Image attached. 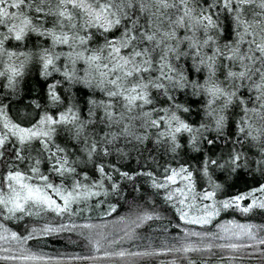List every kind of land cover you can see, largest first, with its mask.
Segmentation results:
<instances>
[{"label": "snow or ice", "instance_id": "1", "mask_svg": "<svg viewBox=\"0 0 264 264\" xmlns=\"http://www.w3.org/2000/svg\"><path fill=\"white\" fill-rule=\"evenodd\" d=\"M35 63L42 79L59 78L43 103L20 111ZM0 80L2 264L169 254L196 264L193 254L217 253L227 264H264V224L219 221L264 212V0H0ZM132 157L135 174L122 170ZM89 165L95 179H81L77 169ZM240 174L260 180L226 190ZM138 178L174 211L182 236L159 250L108 251L106 224L72 218L94 197L125 195L122 185L139 192ZM133 207L111 244L165 219L154 203ZM65 232L96 254L66 261L29 247Z\"/></svg>", "mask_w": 264, "mask_h": 264}, {"label": "trees", "instance_id": "2", "mask_svg": "<svg viewBox=\"0 0 264 264\" xmlns=\"http://www.w3.org/2000/svg\"><path fill=\"white\" fill-rule=\"evenodd\" d=\"M35 39V38H33ZM31 48V44L29 45ZM59 77H50L48 80H44L39 75V65L38 63L33 64L21 85V99L23 103L18 104L20 111H24V105L29 103L32 99H38L41 103L44 102L46 95L47 87L50 83H53L55 79ZM4 81L0 80V91L3 90ZM17 110V105H14L12 108V113L14 114ZM58 142H60L58 140ZM63 146V145H62ZM75 158V156L71 157ZM163 163V161H161ZM169 163H173L169 161ZM192 164L195 165V160L192 161ZM173 166L174 163H173ZM24 166L21 165V168ZM139 167L136 159L134 157L130 158L128 161L124 162V168L122 170H129L132 174H135V170ZM80 173V178H83L84 172H87L89 176H93L91 172V165L87 168L77 169ZM5 173L4 166L0 165V180L3 179ZM260 180L259 174L255 176L251 174H240L237 177H234L229 180V184L233 187L226 189L228 191H235L237 188H244L247 185L255 186L256 181ZM140 191L133 192L132 185H122L125 195L120 196L119 198L114 196H109L107 199L104 197L96 198L94 197L89 204L92 205L90 210L81 211L77 216H74L72 219L78 223H93L97 225H107L106 228H101L99 231H105L104 234L108 237V240L104 243V248L108 251H118L121 248L127 249L129 251H144L156 249L159 250L163 248L166 244L173 245L177 244L178 237L182 236V233L179 232L177 228L173 225L178 223V217L175 216V213L172 209L168 208L166 205H163L161 196H154L152 190L148 188L147 184L144 183L143 178H138ZM99 203V206H96ZM114 204L116 206V211L111 215H108V204ZM153 203L155 204V210L165 217V219L160 221L151 222L150 226H144L140 229H137V236L132 240L128 245H122L124 240H121L120 244H111L112 239L120 240L125 233L120 232V228H123L125 225L119 223L121 217H129L136 211V208L133 205L138 206L140 209L152 211ZM78 207H84L83 205ZM53 223L58 222V218L49 217ZM236 220L239 223H254V224H264V212L257 211L250 216H243L239 212L228 211L221 214L219 218L220 222ZM65 223L68 222V218H65ZM32 223L39 227L43 221L33 220ZM9 227H12L13 230L22 231V226H18L14 223L9 224ZM167 227V231L164 228ZM199 230V229H197ZM107 242L109 244H107ZM178 246V245H177ZM29 247L32 251L37 253H44L54 257H61L66 261L71 260L74 256H85V255H94L91 245L87 243L80 236H77L75 233H61L59 236L52 235L42 240H33L29 242ZM98 255L103 257L104 252L101 251ZM192 259L196 261V264H203V261L207 260V264H227V261H220V254L217 253L210 260L207 258V254H193ZM177 260V264H187L186 261H181L175 255L169 254L166 256H148V257H126L124 260H121L119 257H112L109 259H102L96 261L95 264H171V261ZM2 264V262H0ZM71 264H93L91 261H75L72 260ZM244 264H261L259 257H254L251 260H246Z\"/></svg>", "mask_w": 264, "mask_h": 264}, {"label": "rangeland", "instance_id": "3", "mask_svg": "<svg viewBox=\"0 0 264 264\" xmlns=\"http://www.w3.org/2000/svg\"><path fill=\"white\" fill-rule=\"evenodd\" d=\"M125 227L126 226H124L123 228H120V232L121 233H125ZM105 231H102V233H104ZM132 240H127V239H125L124 241H123V243H122V245H128V243H130ZM107 244H109L108 242H107Z\"/></svg>", "mask_w": 264, "mask_h": 264}]
</instances>
